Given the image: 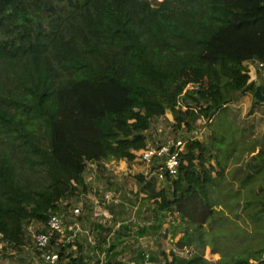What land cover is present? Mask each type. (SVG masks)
Returning <instances> with one entry per match:
<instances>
[{"label": "trees", "instance_id": "obj_1", "mask_svg": "<svg viewBox=\"0 0 264 264\" xmlns=\"http://www.w3.org/2000/svg\"><path fill=\"white\" fill-rule=\"evenodd\" d=\"M251 65L264 68V0H0V251H20L30 225L48 233L90 187L88 166L133 162L169 110L186 141L176 174L137 173L132 217L96 224L93 253L67 232L46 248L60 264H264V234L242 232L235 210L264 232V140L235 152L240 166L225 146ZM196 116L206 138L176 136L200 132ZM240 233L246 244L227 246ZM214 237L227 242L211 259Z\"/></svg>", "mask_w": 264, "mask_h": 264}, {"label": "rangeland", "instance_id": "obj_2", "mask_svg": "<svg viewBox=\"0 0 264 264\" xmlns=\"http://www.w3.org/2000/svg\"><path fill=\"white\" fill-rule=\"evenodd\" d=\"M250 75L251 84L249 89L243 91L239 97L229 104L228 115L230 118V127L232 128L231 132L235 139L227 137L225 146L233 153L231 163L233 162L232 160H234L233 164L236 166H240L243 161L236 160V153L240 155V160L246 158L248 154V149L246 148L252 146L255 142L264 140V105H258L257 103L253 104V99L257 98L254 94L257 81H260V92L264 94V68L257 74L256 69H253L252 67V69H250ZM257 99L259 100V98ZM173 120V115L169 110L166 111L164 116L153 119L151 127L148 130L149 144L157 146L164 142L168 137H174L171 126ZM195 122L199 126L205 124V120L199 116H196ZM198 125L195 127L197 128ZM185 128L186 127L183 126L177 133H175L176 136L181 137L184 133H186V135L192 133L199 138H201V136L206 138L209 132V128L206 127V124L200 132L198 131V128H193L192 131L189 129V132L186 131ZM215 128L219 127L215 125ZM236 138H239L238 146L235 147V151L233 152ZM231 163L227 165L228 173ZM150 165L151 163L144 162L136 157L131 163H127L124 160L106 161L103 163L102 169L96 167L95 164H90L88 166L86 179L88 180L90 187L85 194L72 200V205L81 207V211L80 214L76 216L70 214L69 219L77 222L83 228L88 229L89 234H78L76 236L79 240L84 242L83 247L88 248L90 253H93L94 251L89 245L96 244V236L93 233L96 224L103 223L105 226L112 225V227L115 228L121 217H132L135 195H137V198H139L140 195H144L139 189L136 174L141 172L146 174L150 170ZM226 200L233 204L236 198H229ZM233 208H235V206L231 209ZM235 210L239 212L240 215L239 218H236V222L238 225H243V227L240 228L242 232H248L250 230V234L255 237L264 234V232L262 233L259 230H255L254 234V232H252L253 226L245 223L246 211H242L241 208ZM130 219L131 218L128 220ZM133 221H135V218L131 222H128L130 223L132 230L134 229ZM258 223L264 227V220H261ZM27 228L28 230L30 229L28 242L20 251H17L16 249L8 250L7 253L10 254H3L2 251H0V264H47L43 261L41 254L35 246L33 239L34 227L30 225ZM69 238L72 239L74 237L72 236ZM111 238L112 237L109 234L107 241L111 240ZM219 238V242L217 237L213 238L214 242L217 241L216 246L219 247V251L212 252L211 245L206 247L205 255L208 258L216 259L220 256L222 245L227 242V240L225 238ZM208 239H212V237L209 235ZM233 239L234 240L227 245L230 248H234L236 245L240 246L246 244V240H242V233L237 234ZM138 241L142 242L141 240ZM161 242L166 250L171 248L169 239H161Z\"/></svg>", "mask_w": 264, "mask_h": 264}, {"label": "built area", "instance_id": "obj_3", "mask_svg": "<svg viewBox=\"0 0 264 264\" xmlns=\"http://www.w3.org/2000/svg\"><path fill=\"white\" fill-rule=\"evenodd\" d=\"M262 64L263 63H260V66ZM250 68L252 69V66ZM253 69L255 68L253 67ZM185 142L186 141H182L181 139L168 137L164 142L157 146L148 144L144 149L138 150L136 157L139 160L152 164L153 159L157 158V161L159 162L158 167L151 169L146 177L149 178L152 174H155L157 178L161 180L166 176H174L179 162L178 153ZM172 148H174V150H171ZM80 211L81 207L71 205L62 211L52 213L47 221L49 232L46 233L40 231L34 235L33 239L35 246L41 251V258L47 264H60L58 252L46 248L49 243V235L54 231L62 234L67 232L70 237L78 234H89L88 229L83 228L77 222L69 219L70 214L76 216Z\"/></svg>", "mask_w": 264, "mask_h": 264}, {"label": "water", "instance_id": "obj_4", "mask_svg": "<svg viewBox=\"0 0 264 264\" xmlns=\"http://www.w3.org/2000/svg\"><path fill=\"white\" fill-rule=\"evenodd\" d=\"M261 84L260 81L256 82V90L254 91V94L257 98H259V101H264V94L260 92Z\"/></svg>", "mask_w": 264, "mask_h": 264}, {"label": "clouds", "instance_id": "obj_5", "mask_svg": "<svg viewBox=\"0 0 264 264\" xmlns=\"http://www.w3.org/2000/svg\"><path fill=\"white\" fill-rule=\"evenodd\" d=\"M250 69H251V68H250ZM136 153H137V152H136ZM136 156H137V155H136ZM135 158H136V157H135ZM150 166H151V165H150ZM149 171H150V170H149ZM149 171H148V172H149ZM148 172H147V173H148ZM147 173H146V175H147ZM166 177H167V176H166ZM168 177H171V176H168ZM164 178H165V177H164ZM164 178H163V179H164ZM161 180H162V179H161Z\"/></svg>", "mask_w": 264, "mask_h": 264}]
</instances>
